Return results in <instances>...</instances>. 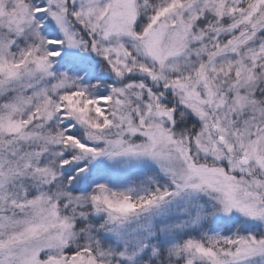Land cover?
Masks as SVG:
<instances>
[{
	"label": "snow or ice",
	"instance_id": "obj_1",
	"mask_svg": "<svg viewBox=\"0 0 264 264\" xmlns=\"http://www.w3.org/2000/svg\"><path fill=\"white\" fill-rule=\"evenodd\" d=\"M0 264H264V0H0Z\"/></svg>",
	"mask_w": 264,
	"mask_h": 264
}]
</instances>
